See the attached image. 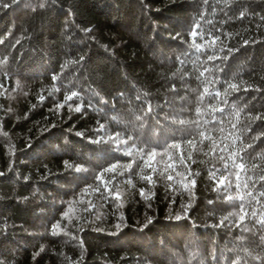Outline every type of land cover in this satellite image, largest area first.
<instances>
[{
  "label": "trees",
  "instance_id": "trees-1",
  "mask_svg": "<svg viewBox=\"0 0 264 264\" xmlns=\"http://www.w3.org/2000/svg\"><path fill=\"white\" fill-rule=\"evenodd\" d=\"M5 2L10 6L0 8V258L6 264H217L215 257L218 264H260L241 259V249L264 257V230L246 217L250 231L242 233L235 226L240 201L226 197L237 196L233 160L239 164L243 158L253 181L264 168V121L249 119L264 115V0ZM197 29L205 39L198 34L196 43L219 40L198 52L191 47V31ZM210 55L216 59L208 60ZM200 72L216 82L208 83ZM228 84L239 90L225 96ZM72 92L79 99L65 102ZM116 133L126 142L119 150L110 142ZM257 135L261 139L253 140ZM173 143L180 148L166 155ZM133 146L136 151L125 155ZM141 149L156 150L151 167H144L148 157ZM113 163L131 165L103 177H115L120 200L105 201L94 191L81 196L103 183L98 177ZM150 172L153 184L141 178ZM229 173L230 193L213 191L223 189L218 182ZM192 178L190 194L183 185ZM262 185L255 183L253 190L250 184L249 190L257 195ZM142 189H151L149 199L141 197ZM190 195L185 212L181 205H188ZM257 200L245 211L259 213L264 198ZM121 216L124 226L110 235ZM226 216L231 222L212 227Z\"/></svg>",
  "mask_w": 264,
  "mask_h": 264
},
{
  "label": "snow or ice",
  "instance_id": "snow-or-ice-1",
  "mask_svg": "<svg viewBox=\"0 0 264 264\" xmlns=\"http://www.w3.org/2000/svg\"><path fill=\"white\" fill-rule=\"evenodd\" d=\"M205 2H207V0H205ZM11 3H16V0H11ZM225 3H227V0H225ZM9 6L10 5H9L8 2H5V0H0V8L6 9ZM240 16L242 18L245 17L246 16V11H241L240 12ZM261 19L264 20V17H261ZM86 31L87 32H91V29H87ZM198 34H199L201 40L205 39L202 30L197 29V30H192L191 31V36L193 37V43H192L191 47L195 48L198 52L203 47L212 48L213 44H215V41L219 40V36H216L215 39H213L211 43L205 41V44H203V45L202 44H198V43L195 42V38L197 37ZM0 43H3V41L0 40ZM17 43H19V41H17ZM247 43H248V40H245L244 44H247ZM223 50H224L223 48L220 49V51H223ZM232 51H233V49H231V48L228 49V54L224 55L221 58V64L229 58V55L232 53ZM214 59H216V57L214 55L208 56V60H214ZM83 60H84V57L81 56V57L78 58L77 62H82ZM217 67H218V70H219V66H217ZM205 70H207V69H205ZM200 77H204V72H200ZM57 78L58 77L56 75H53V77H52L53 80H56ZM204 79L208 83H215L216 82V81L209 80L207 77H204ZM0 87H2V85H0ZM229 89H231V90H239L238 86L236 84H228L227 88H225V96L228 94ZM257 90H259V89H257ZM204 94H207L209 96L212 95V93H210L207 88L204 89ZM215 95L219 96L220 93L216 92ZM73 97H76L77 99H79V96L77 95V93L76 92H72L71 95L65 97V102H67L69 100H72ZM40 99L43 100L44 97L41 96ZM203 99H204V95H201L200 96V100L203 101ZM222 102L223 103H227L226 100H223ZM70 110H71V106H70ZM74 110L76 112H80L81 108L79 106H77ZM152 111H153V109H152L151 105H149L148 112H152ZM199 111L200 110L198 108L197 109V113H199ZM213 111H216V106H213ZM249 119L251 121H253V122H255L256 120L264 121V115H257V116L249 117ZM173 122L174 123H179L180 125H185V124H189V123L195 124L197 126L199 125L198 121L189 122V121H186V120H183V119H177V120H175ZM205 123H207V121ZM53 127H55V125H53ZM103 127H104V125L101 124L100 128L103 129ZM45 131H47V129H45ZM76 135L77 136H81L83 134L80 133V132H77ZM201 135H203L202 132H201ZM129 139H131V137H129ZM260 139H261V136H259V135L253 137V140H260ZM102 142H103L102 139L95 141V143H102ZM110 142L115 143L117 145V150H119V145L121 143H126L120 133H116L115 139L110 138ZM187 143L189 145H192V141H188ZM133 145H134V141H133ZM251 146L252 145H248V147H251ZM179 148H180L179 144L173 143V144L167 145L165 147V154L167 155L172 150L179 149ZM135 151H136V148L134 146L133 147H127L124 150V154L125 155H132ZM140 152H141L142 155L146 154L147 157H148V159H146L144 161V167H151L150 162H151L152 158H154L157 155L156 150L152 149L151 151H147L146 152L145 150L141 149ZM231 156H236V153L233 152L231 154ZM220 158L223 159V156H221ZM161 159H163V157H161ZM188 159H191V154L190 153L188 154ZM240 159H241V162L239 164L236 163V160H233V162H232V168L233 169H238V171L235 172V175H236L235 186H236V190H237V196L228 195L226 197L229 202H233L234 203L237 199L240 201V203H239V209H240L239 221H240V223L236 224L235 226L240 227L242 233L250 231V229L248 227V224L243 223L245 221V218L248 217L249 222H252V223L258 225L260 230H264V205L261 206L259 213L257 212L256 209H253L250 213L245 211L246 205L250 206L252 201H257V203H259V201L257 200V195L259 197H261V198H264V192H259V193H257V195H254L253 191L249 190L250 184H251V189L254 190L255 189V183H257L259 181H264V168H262L261 171L259 172L258 180L257 181H253L252 177L247 175V168H246V164H245L243 158H240ZM262 159H264V157H262ZM181 162H183V161L181 160ZM65 166L67 168H72L73 167L72 165H69L67 162H65ZM225 167L227 168V165ZM253 167H255V165H253ZM118 168L119 169H130L131 165L130 164H128V165H117V164L113 163L110 167L105 168L103 173H101L100 176L98 177V179L102 180L103 183L97 184L94 188L90 187V188L84 189L80 193V195L84 196L89 191H94V192H99L100 198L104 199L105 201H108L110 198H113L112 202L119 201L120 200V193H119L118 189L115 186H113V184H112V180L115 177H111V178H109L106 181L103 180V177H104V175L106 173H114V172H116L117 175L121 174L120 172H117ZM74 170L76 172L83 171V169L80 168V167H75ZM151 171L155 172L156 169L152 168ZM217 171H219V170L217 169ZM141 173H143V168L141 169ZM242 173H243V175H242ZM4 175H5V173L0 171V176H4ZM176 175H177V177H181L182 178V174L176 173ZM230 176H231V173H229V177H224L222 175L221 179L218 182V185L219 184H224L223 189H221L219 186H217V187H215L213 189V191H223L225 193H230V191L232 189V180L230 179ZM141 178L147 184H153L154 183L151 172L147 173V174H142ZM167 179L169 181H173V175L169 174L167 176ZM209 179L210 180H216V173L215 172H210ZM225 179H227V183H225ZM129 182H131V181H129ZM195 183H196L195 178H192L188 183L184 184L183 187H184V189L187 192H189L191 194L192 191H193ZM171 186L172 185H170V187ZM262 187H264V185H262ZM241 191H245V194L244 195H239V193ZM149 193H151V189L148 190V193H145V191L143 189L140 191V195L144 199H149L150 198L149 197ZM191 202H192V198H191V195H190L189 196L188 205H183L182 204L181 208L185 212H187L189 210V207L191 206ZM211 203H212V201H209V204H211ZM236 215H237V213H235V212L230 214V216H236ZM64 216L67 217L68 216V212H65ZM230 216L222 217L220 222L217 223V224H213L212 227L219 228L221 226H225L224 225V221L225 220H229L231 222ZM175 218L176 219H181V216L177 215ZM253 218H255V219L253 220ZM59 223L60 222L57 221V223L52 226L54 235L56 234V229L59 227ZM150 223H151V217L147 218V221H146V223L143 226L146 228L148 226V224H150ZM122 226H124V219L121 216V217H118V223L115 224L116 231L111 232L110 235H117L119 233V231L121 230ZM96 230L97 231H102V229H99V228H97ZM239 239L241 241H243L245 239V237L243 235H241L239 237ZM259 239H260L261 242H264V234L260 235ZM40 251H43V248H41ZM241 251L244 253V257H241V259H245L247 257H251L253 260H259L260 264H264V257H261L259 255L252 256V254L250 252H248L247 249H241ZM39 254H40L39 252L35 253L34 256H33V259L35 260L36 256H38ZM214 259L217 260V264H218V258L214 257ZM0 264H6V262L2 258H0ZM236 264H240V261L237 260Z\"/></svg>",
  "mask_w": 264,
  "mask_h": 264
}]
</instances>
